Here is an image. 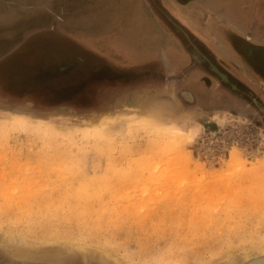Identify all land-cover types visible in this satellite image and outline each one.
I'll return each mask as SVG.
<instances>
[{
	"label": "rangeland",
	"instance_id": "rangeland-1",
	"mask_svg": "<svg viewBox=\"0 0 264 264\" xmlns=\"http://www.w3.org/2000/svg\"><path fill=\"white\" fill-rule=\"evenodd\" d=\"M107 1L113 11L128 0ZM244 2L139 0L158 10L161 36L168 6H198L204 31L172 26L174 42L157 35L132 46L131 22L88 19L98 0H0V264H244L264 255H247L264 245V44L257 24L219 38L213 23L214 6ZM93 32L114 37L72 42ZM99 46L120 60L157 58L120 69ZM166 126L182 133L166 136Z\"/></svg>",
	"mask_w": 264,
	"mask_h": 264
},
{
	"label": "crops",
	"instance_id": "crops-1",
	"mask_svg": "<svg viewBox=\"0 0 264 264\" xmlns=\"http://www.w3.org/2000/svg\"><path fill=\"white\" fill-rule=\"evenodd\" d=\"M88 1V0H87ZM90 1V0H89ZM116 1V0H115ZM219 0H217L218 2ZM234 0H226V2L228 4H231ZM126 2V1H125ZM139 2V0H128L126 5L125 4H119L117 6H115L114 10H109L112 12H115L117 10L119 11V14H121V16H112L110 17V12L108 11L107 7V3L108 1H104V5H102L103 1H101L99 3L98 0V4H97V10L99 11H94L92 13H99L98 16H91L88 19H92V20H116V21H120V22H124L122 24H126V25H130L127 22H131L135 27H127L128 30L126 32V35H121L122 38L119 37V40H122L123 37L129 38L134 37L138 40L135 41V43H132V46L134 45H140L142 43H149L150 39H155V36H157L158 38H161L164 36L166 37V39L168 40V42H170V40H172L174 42L175 39H177V36L175 35V33L172 31L171 27L175 26L176 28H179L180 30H182L184 32L185 35H188V30L189 28H192L194 30V35H196L195 33L199 32L200 34H202V32L204 31V27L202 25V21L197 20L199 19L200 14H202L203 10H200V8H198V6H184V5H178V6H168L170 10H162V12L164 13V18L163 17H159V19L163 22V24L165 25H169L167 26L168 30H165L167 32H163V36H161V34L159 35L158 32H156L157 30L154 29V27L152 26V23L154 24V21L156 23H159L156 21L154 14L158 13V10H156V8L152 7V10L150 9H145L142 5V9H139L137 6V3ZM90 4V3H89ZM244 6L238 9H231L229 7H226L225 9L219 11V8L214 6V29L216 30V36H218L219 38H223V37H231V33H230V28H236V27H240L243 28L245 30L244 34L246 33V35H250V29L252 26V24H257V28L259 33H258V43L260 44H264V0H245L244 2ZM125 5V6H123ZM137 5V6H136ZM102 8V10H101ZM104 9V10H103ZM161 9V8H160ZM90 11V10H89ZM161 12V11H159ZM211 12V11H209ZM124 14V15H123ZM225 14V15H223ZM83 19H85V16H83ZM87 19V18H86ZM221 21H225L226 24L222 25L220 24ZM166 22V23H165ZM236 22V23H234ZM235 24V25H234ZM236 24H239L238 26ZM99 25V23H98ZM190 25V26H188ZM234 25V26H233ZM126 28V27H125ZM100 30H105V31H109L110 28L106 27V26H102L101 28H99ZM208 29H211L210 27H208ZM187 30V31H186ZM186 31V32H185ZM197 31V32H196ZM84 33V36L81 38L82 40L79 39H74L72 42L73 43H81L83 45H94V44H100L102 45V43L98 42L96 43L95 39H98V41H101L103 38L106 37L111 38L114 37V35L112 33L109 34H101L100 32L98 33ZM192 32H190V36ZM210 33L208 32V36L209 38H213L210 37L209 35ZM108 35V36H107ZM213 36V35H212ZM197 38V36H195V39ZM215 42V41H214ZM126 43V42H125ZM124 43V44H125ZM180 43V42H179ZM226 43H229V40L226 41ZM116 44L121 46L122 42H117ZM134 44V45H133ZM181 44V43H180ZM127 45V44H126ZM131 46L129 52H135V49H133ZM107 49V50H106ZM109 48H101L100 46L96 49L94 48L93 51L97 52L100 57H102V55H106V52L108 51ZM106 51V52H105ZM140 51H138L137 53H139ZM136 53V52H135ZM129 54V53H128ZM126 54V55H128ZM141 53H139L140 55ZM131 55V54H130ZM130 55H128V57L123 58V59H119L118 57H111L106 55L107 59H114V61L119 62L117 65L120 66V69L122 68H131L132 70L139 68V66H144V64H152L153 61L156 60L157 56H151V57H147L144 58V56L142 55V57H133L131 58ZM116 56V54H115ZM130 60H126L129 59ZM168 59H171L172 61V65H177L180 63L181 60V56L178 54H173L170 51V57H168ZM125 61V62H123ZM116 66V67H118ZM122 67V68H121ZM177 72H175L176 74ZM176 77V76H174Z\"/></svg>",
	"mask_w": 264,
	"mask_h": 264
},
{
	"label": "bare ground",
	"instance_id": "bare-ground-1",
	"mask_svg": "<svg viewBox=\"0 0 264 264\" xmlns=\"http://www.w3.org/2000/svg\"><path fill=\"white\" fill-rule=\"evenodd\" d=\"M24 126H27V124L24 122V123H22ZM37 126H39V125H37ZM165 126V125H164ZM164 128H166V131H164V130H161L164 134H166V136H173V137H179L180 135V133H182V129H180L179 127H177V126H166V127H164ZM232 158H230L231 159V162H233L234 164H240L241 163V158H239V156H237V154L236 153H233L232 154V156H231ZM99 179H97V181H98ZM96 181V182H97ZM85 183V182H84ZM91 184V183H90ZM86 186H88V185H86ZM91 188H93V187H91ZM20 202V201H19ZM14 203V202H13ZM17 203V202H16ZM15 203V204H16ZM26 203H28V202H26ZM86 203V202H85ZM5 204V203H4ZM14 204V205H15ZM13 205V206H14ZM86 205V204H85ZM25 206V205H24ZM49 206V205H48ZM47 206V207H48ZM76 206H77V204H76ZM39 207V206H38ZM11 209H13V207L11 206L10 207ZM17 208V207H16ZM77 208V207H76ZM18 209V208H17ZM25 209V208H24ZM74 209V208H73ZM21 210H22V208H21ZM47 210V209H46ZM9 211V210H8ZM9 213H10V211H9ZM50 213V212H49ZM11 214V213H10ZM15 214V213H14ZM22 214V213H21ZM20 214V215H21ZM24 214V213H23ZM22 214V215H23ZM7 215V214H6ZM48 215V214H47ZM10 216V215H9ZM12 217V216H11ZM9 218V217H8ZM99 218V217H98ZM103 220V219H102ZM12 221V220H11ZM95 222V221H94ZM107 250V249H106ZM257 251H254L253 253H248L247 255L248 256H258L259 254L258 253H260V252H262V254L264 253V245H260L259 246V248L258 249H256ZM107 252V251H106ZM110 253V252H109ZM111 253H112V251H111ZM110 255V254H109ZM112 255H114V253H112ZM113 257H115V256H113ZM246 258V257H245ZM244 258V259H245ZM249 258H252V257H248V259ZM247 259V258H246ZM242 261V260H241ZM241 261H238L237 263H239V262H241ZM239 264H241V263H239Z\"/></svg>",
	"mask_w": 264,
	"mask_h": 264
},
{
	"label": "water",
	"instance_id": "water-1",
	"mask_svg": "<svg viewBox=\"0 0 264 264\" xmlns=\"http://www.w3.org/2000/svg\"><path fill=\"white\" fill-rule=\"evenodd\" d=\"M244 264H264V255L263 256H258L254 259L249 260L248 262Z\"/></svg>",
	"mask_w": 264,
	"mask_h": 264
}]
</instances>
